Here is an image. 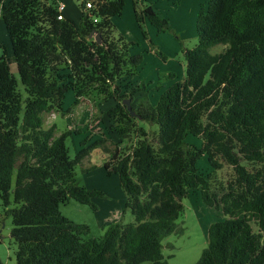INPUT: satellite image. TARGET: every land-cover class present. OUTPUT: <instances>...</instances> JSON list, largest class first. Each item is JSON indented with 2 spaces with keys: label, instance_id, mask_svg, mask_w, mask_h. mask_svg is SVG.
<instances>
[{
  "label": "trees",
  "instance_id": "1",
  "mask_svg": "<svg viewBox=\"0 0 264 264\" xmlns=\"http://www.w3.org/2000/svg\"><path fill=\"white\" fill-rule=\"evenodd\" d=\"M63 1L0 0L11 46V57L0 56V203L9 206L15 174V207L4 210L12 219L15 264H167L161 242L176 231L182 201L196 189L223 217L209 226L196 264H264V0H207L195 24L198 42L183 52V78L168 74L169 85L160 81L154 104L139 78L144 55L131 54L134 43L113 35L112 19L125 0H77L78 23L63 12L58 20ZM133 6L150 51L164 59L143 28L148 22L165 33L167 19L144 0ZM92 32L101 44L88 38ZM219 44L222 52L210 54ZM96 90L116 102L107 116L118 136L139 137L131 152L115 151L103 164L107 175L118 176L135 222L109 225L98 239L87 238L89 227L62 216L60 206L72 199L96 210L93 201L103 193L78 185L75 169L99 143L85 142L71 159L70 131L54 137L55 126L43 127V114L62 113L67 93L77 101ZM140 93L132 117L123 101ZM139 121L156 128L151 139ZM188 135L201 139V147L187 149ZM202 156L213 170L223 164L233 170L232 188L220 197L209 194L198 173Z\"/></svg>",
  "mask_w": 264,
  "mask_h": 264
},
{
  "label": "rangeland",
  "instance_id": "2",
  "mask_svg": "<svg viewBox=\"0 0 264 264\" xmlns=\"http://www.w3.org/2000/svg\"><path fill=\"white\" fill-rule=\"evenodd\" d=\"M10 1L19 0H4L6 3ZM135 1L127 0L130 5ZM144 1L145 4H151L149 0ZM182 2V9L183 11L185 10L186 18H189L190 14L192 17V20L188 21L187 19L186 22H183L185 28L180 31L174 27H177L174 24L165 33L155 34V36H152V39L148 36L155 49L163 53L164 59L152 53V50L150 51L151 45L148 41L146 42L148 51H139V53L142 52L144 55L141 67L142 73L139 78L141 77V80L147 82L148 97L153 104L159 95L155 91L159 82L161 81L164 86H167L173 81H165L164 78L168 74H173L176 80L183 78L185 67L183 52L186 49H192L198 42L195 22L200 11L207 8V0H182ZM63 3L66 5V11L70 13L71 17L79 19L80 10L77 0H64ZM139 7H141L140 3ZM120 19L119 17L112 19L115 30L113 35L116 38L121 37L117 28L123 25ZM143 29L146 31V27ZM123 39L125 42H133L129 39ZM223 49V45H216L210 49V54H219ZM5 52L8 57H11L10 42L4 24L0 19V56ZM10 69L18 83L19 92L23 97H26L24 88L19 82L14 63L10 64ZM99 93L97 90L91 91L86 97L76 101L73 92H69L65 96L62 113L50 112L43 114V127L47 129L55 126L54 137L70 131L65 144L71 159L74 158L76 152L81 147H84L85 142L86 145H91L94 142L99 143L97 148L92 149L89 156L79 163L75 169V180L78 185L89 190L101 189L99 191H102L103 196L93 201L96 210H93L90 206L80 205L72 199H69L66 204L60 206L62 216L74 223L87 225L89 227L87 238L94 239L102 237L107 229L102 224L105 223L103 220L104 214L109 211H114L115 209L120 212L118 220L120 224L128 225L135 222L131 211L125 207L126 196L120 186L118 176L116 174L107 175L103 169V164L112 157L115 151L120 155L131 152L133 146L139 140L138 134L133 133L134 131L131 132L129 137L123 139L118 136L112 126L113 121L107 116V111L113 108L116 102L113 99L105 100L106 98ZM142 95V93L135 95L133 102L130 103L133 108L136 107L135 105ZM136 126L144 128L149 133L148 139H151L156 133V128L149 126L145 122H136ZM201 145V139L197 137L188 135L185 138V147L187 149H198ZM196 167L198 173L208 181L210 195L215 194L220 197L223 192L232 188L231 183L234 180V176L230 166L223 164L220 170H213L209 166L206 156H202L198 160ZM14 180L15 174L12 178L9 206L4 208L0 203V260L2 264H15L14 252L16 245L10 235L13 227L12 219L10 216L5 215L4 212L5 209L15 207L12 199ZM122 197H125L123 205L118 202ZM182 205L183 212L177 222L176 231L166 236L161 242V253L163 260L167 264H196L202 251L207 247L209 226L223 219L220 211H217L213 207H208L202 202L199 189L189 190L187 197L182 201ZM98 210L102 212L101 219L97 215Z\"/></svg>",
  "mask_w": 264,
  "mask_h": 264
},
{
  "label": "crops",
  "instance_id": "3",
  "mask_svg": "<svg viewBox=\"0 0 264 264\" xmlns=\"http://www.w3.org/2000/svg\"><path fill=\"white\" fill-rule=\"evenodd\" d=\"M149 1L151 2V4H153L156 7L158 12L165 19H167L170 26L171 25L174 26V24H176L177 27L176 26H174V27L180 31L183 28H185V26L183 25V22H186L187 19H188V21L192 20L191 14H190L189 18H186L185 10L183 11V9H182V3H183L182 0L179 2V4L177 6L173 5L172 0H149ZM133 8H134L133 4L130 5V3L127 2V0H126L122 14L119 17V18H121L120 21H122L123 25L121 27H117V28H118V32H119L121 38H125L126 40L129 39V40L133 41L132 43H134V46L131 48V54H139V51H142V52L148 51V48L146 47L147 46V43H146L147 40H144L142 35H141V30H140V28H139V26H138V24L134 18ZM63 17H64V19L72 20L75 23H78L79 19H80V15L78 17L79 19H74V17H71L70 13L68 11H66V5H64ZM120 21H119V23H120ZM145 27H146L147 35L151 39H152V36H155V34L159 35V33H157L156 29L153 26L149 25L148 22L144 23V28ZM146 56H150V55H146ZM142 65L138 68L139 76L142 73V71H141ZM140 79H141V77H140ZM97 190L99 191L101 189H97ZM118 202L123 205L125 202V197H122L120 200H118ZM101 213L102 212H100V211L97 213L99 219L102 218ZM119 216H120V212L115 210V209H114V211L112 210V211L107 212L103 216V220L105 221V223H103L102 226L106 228L109 225L119 223V221H118ZM105 224H107V225H105Z\"/></svg>",
  "mask_w": 264,
  "mask_h": 264
},
{
  "label": "water",
  "instance_id": "4",
  "mask_svg": "<svg viewBox=\"0 0 264 264\" xmlns=\"http://www.w3.org/2000/svg\"><path fill=\"white\" fill-rule=\"evenodd\" d=\"M89 39H93L94 40V42H96V43H98V44H101V37H100V35L98 34V33H96V32H92L90 35H89V37H88ZM131 100L130 99H127V100H124L123 101V105H125L126 106V110H127V112H129V114L132 116V117H135L136 115H135V112L132 110V107H131Z\"/></svg>",
  "mask_w": 264,
  "mask_h": 264
},
{
  "label": "built area",
  "instance_id": "5",
  "mask_svg": "<svg viewBox=\"0 0 264 264\" xmlns=\"http://www.w3.org/2000/svg\"><path fill=\"white\" fill-rule=\"evenodd\" d=\"M85 8H87V9L92 8V5H91L90 1L85 3ZM63 10H64V4L63 3H59V5H58L59 15L57 17L58 20H62V12H63Z\"/></svg>",
  "mask_w": 264,
  "mask_h": 264
}]
</instances>
